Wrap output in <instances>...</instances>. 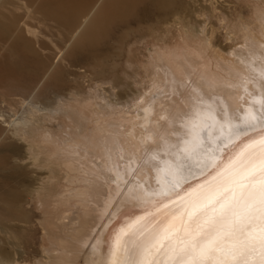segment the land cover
<instances>
[{
  "label": "rangeland",
  "instance_id": "1",
  "mask_svg": "<svg viewBox=\"0 0 264 264\" xmlns=\"http://www.w3.org/2000/svg\"><path fill=\"white\" fill-rule=\"evenodd\" d=\"M47 1L0 0V258L13 264H47L48 256L54 254L51 249H59L61 241L66 242L65 235L70 234L62 225L64 207L60 204L79 186L76 177L89 168L107 172L106 160L95 150L87 155L74 148L85 155L70 156L65 147L67 138L87 128L94 131L113 125L112 130L119 128L125 136L123 148L130 151L127 141L146 130L134 112L139 106L153 104L156 109L142 116L159 120L175 139L184 129L180 123L191 120L188 112L195 103L180 85V92L174 93L172 87H168L169 92L164 89L166 69H175L179 62L187 65L207 90L208 83L191 64L205 62L210 70L226 75L234 74L227 64L238 60L240 54L260 53L264 58V52L254 47L264 37V0H173L170 10L158 8L151 0H140L129 16L88 46H79L76 40L106 0H81L78 15L68 21L50 11ZM188 80L184 78L185 83ZM46 86H51L46 95L53 101L58 97L51 106L61 104L58 114L33 111L32 106L52 109L37 96ZM153 96L168 98V103L175 96L180 110L159 107L151 102ZM87 102L92 110H88ZM191 111L195 114L194 109ZM25 117L30 120L29 129L21 137H14L11 125ZM187 130L189 140H194L198 131ZM203 144L210 145L207 136ZM56 149L59 151L54 152ZM50 155H56L53 162H47ZM69 156L84 165L69 170L64 164ZM78 203L72 198L66 205ZM82 217L87 223L90 214L82 213Z\"/></svg>",
  "mask_w": 264,
  "mask_h": 264
},
{
  "label": "bare ground",
  "instance_id": "2",
  "mask_svg": "<svg viewBox=\"0 0 264 264\" xmlns=\"http://www.w3.org/2000/svg\"><path fill=\"white\" fill-rule=\"evenodd\" d=\"M138 1L140 0H106L89 18L90 20L78 36L76 44L88 46L98 42L113 25L132 13ZM151 1L159 6L158 8L164 9L171 8L173 4V0ZM81 3V0H48L46 2L50 11L67 21L75 18ZM254 47L264 52V37L263 40H257ZM247 55L240 54L238 60L227 64L234 74L226 73L225 75L223 72L212 71L205 62H200V66L191 64L193 70L206 80L208 89H212H207L208 91L199 84L198 77L197 79L193 77V73L188 70L187 65L183 66L180 64L181 62L175 69L165 70L167 76H163L164 74L162 76L165 77L164 81L167 86L164 89L168 91V87L169 90L172 87L173 92L175 90L178 92L180 89L178 85H180L184 92L193 96L191 102L195 103L191 108V110H195V114H192L191 110L188 112L191 120L180 123L184 129L178 131L179 137L176 136L175 139L170 138V131L164 127L165 125L161 126L159 120H149L148 117L142 116V113L153 112L156 109L153 104L146 107L139 106L134 112L136 118L143 122L146 130L139 137L132 132L133 141L130 140L126 143L130 144L127 147L130 151L122 146V138L125 136L121 134L118 126H116L118 128L116 130H112L113 125H109L105 127H110V129L101 127L89 131L90 129L87 128L85 131L77 132L76 135L72 132L74 135L65 140L68 143L65 147H68L70 156L71 153L82 156L84 153H80V150L90 155L89 151L95 150L99 158L106 160L107 172L89 168V170L82 171L77 177L75 176L80 179L79 186L72 191L65 202L60 204L64 207L62 212L65 222H62V225L65 229L70 230V234L65 235V243L60 240L62 246L59 249H51L54 254L48 256L50 260L47 264H119L120 258L126 255L125 250L132 247L131 243H124L125 238L135 240L138 244L147 242L152 236L163 230L173 217L178 216L191 206L194 202V193L206 192L216 181L232 172L249 152L264 149V80H262L264 79V58L260 53L248 52ZM192 62L195 61L192 59ZM188 77L189 80L185 83L184 78ZM46 87L39 90L37 96L38 99H45L47 106L51 107L54 102L57 103L58 97L52 96L56 98H54L56 101H53V98L46 95V89L51 86ZM221 87L223 89H220ZM15 89L20 90L19 87ZM191 89L195 91V94H191ZM157 95L155 94V96ZM171 97L169 103L166 102L169 100L168 98L162 100L154 96L151 102L159 104L161 108L168 106L172 111L180 110L175 96ZM86 105L88 106V104ZM58 106L51 107L52 109L45 106L44 108L32 107L33 111L38 113L58 114L61 111ZM91 108L90 106L88 110ZM65 113L67 112H64L63 115L67 117L68 115L66 116ZM166 113L169 114L170 111L167 110ZM203 116H209L210 119L203 120ZM245 117H247V121H245ZM194 118H197V122ZM223 118L224 120H222ZM29 123L30 120L25 117L11 125L13 136L24 135L29 129ZM151 123L154 127L150 129ZM123 124L120 125L123 126ZM188 128L198 131V133H194L196 138L192 141L188 137L190 136ZM211 128L215 129V132L214 130L210 131ZM206 136L210 143L209 146L203 144ZM73 139L76 140V143L73 142ZM202 139L204 140L202 141ZM174 153L176 154L174 155ZM65 154L63 153V155ZM55 156L50 155L47 162H53ZM75 159L76 157H70V160L64 161L65 166L71 171L84 165ZM72 198L78 200L79 203L67 206L66 203H69ZM82 213L90 214L87 223L83 221ZM117 236L121 237V246L118 251L114 248ZM51 240L52 243L57 242L59 246L61 245L57 239ZM0 264L13 263L0 258Z\"/></svg>",
  "mask_w": 264,
  "mask_h": 264
},
{
  "label": "snow or ice",
  "instance_id": "3",
  "mask_svg": "<svg viewBox=\"0 0 264 264\" xmlns=\"http://www.w3.org/2000/svg\"><path fill=\"white\" fill-rule=\"evenodd\" d=\"M124 243L132 247L119 264H264V149L194 193L191 206L147 242Z\"/></svg>",
  "mask_w": 264,
  "mask_h": 264
}]
</instances>
